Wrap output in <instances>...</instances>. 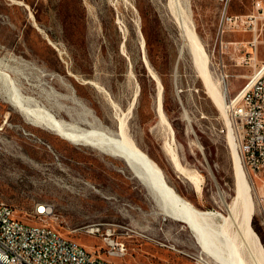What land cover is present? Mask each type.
Returning <instances> with one entry per match:
<instances>
[{
  "label": "rangeland",
  "instance_id": "374dc122",
  "mask_svg": "<svg viewBox=\"0 0 264 264\" xmlns=\"http://www.w3.org/2000/svg\"><path fill=\"white\" fill-rule=\"evenodd\" d=\"M189 2L210 74L225 85V101L253 72L244 57L253 56L257 65L264 61V0ZM166 5V0H0V71L37 112L31 119L11 105L0 79V200L24 221L32 219L36 204L51 205L45 222L115 264L203 263L193 231L152 212L146 189L123 159L36 122L43 111L80 128L113 133L123 119L130 139L199 210L227 216L218 192L227 203L236 195L228 132L220 131L226 111L208 95L189 54H181ZM254 37L256 48L250 46ZM148 65L163 87L165 120L156 111L158 84ZM168 142L200 181V192L174 168ZM248 173L254 189L250 224L264 248L262 180ZM91 226L98 231L88 233ZM106 232L125 243L124 254L108 256ZM242 241L252 260L254 248Z\"/></svg>",
  "mask_w": 264,
  "mask_h": 264
},
{
  "label": "bare ground",
  "instance_id": "6f19581e",
  "mask_svg": "<svg viewBox=\"0 0 264 264\" xmlns=\"http://www.w3.org/2000/svg\"><path fill=\"white\" fill-rule=\"evenodd\" d=\"M166 1L169 16L178 29L181 54L183 52L189 54L193 65L202 78L208 95L225 112V85L222 80H214L210 74L205 48L196 32L195 24L191 17L189 0ZM150 67L148 65L153 78L158 84L156 111L160 118L165 120L163 87L158 75ZM0 79H2L3 85L7 90H4L6 92L4 95H6V99L11 105L15 106L25 117L37 118L35 117L37 112L29 107L30 98L24 96L16 88H12L13 80L2 71H0ZM42 114L39 115L43 117L39 120L37 119L36 122L46 125L67 140L93 147L101 153L123 159L134 176L146 189L147 195H149L152 202V212L182 222L193 231L200 247L198 256L200 263L264 264V248L259 236L250 224L254 213V189L250 184L248 170L242 162L240 152L230 131L228 132V138L234 159L236 195L231 203H227L222 192H218L227 212V216H222L214 212L199 210L178 194L167 183L160 166L126 134L123 119L119 121L118 132L113 133L103 128V130L99 129L100 127L96 126L90 128L74 126L62 119H58L55 114L49 111H43ZM169 127L173 138V130L170 125ZM171 144L169 142L166 143L167 150H165L168 151L167 154H170L171 160L174 162V168L192 182L195 189L200 192V181L180 164L175 148ZM243 237L247 241L249 248H254L253 251L249 249L252 254V260L247 257L245 241H242Z\"/></svg>",
  "mask_w": 264,
  "mask_h": 264
},
{
  "label": "built area",
  "instance_id": "2783aa9c",
  "mask_svg": "<svg viewBox=\"0 0 264 264\" xmlns=\"http://www.w3.org/2000/svg\"><path fill=\"white\" fill-rule=\"evenodd\" d=\"M257 7L262 9L259 1ZM256 40L257 37L252 39L251 47L256 48ZM243 62L252 65L253 72L237 92L227 96V124L220 131H230L244 166L262 180L258 200L264 210V61L257 65L249 55ZM52 212L51 205L38 203L32 219L24 221L16 216L12 206L0 200V264H115L45 222ZM96 231L98 228L93 226L87 229L88 233ZM104 242L110 257L126 251L125 243L115 240L109 232L104 235Z\"/></svg>",
  "mask_w": 264,
  "mask_h": 264
}]
</instances>
